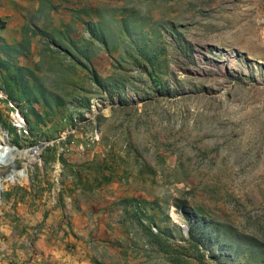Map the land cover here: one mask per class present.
Returning <instances> with one entry per match:
<instances>
[{
  "label": "rangeland",
  "instance_id": "obj_1",
  "mask_svg": "<svg viewBox=\"0 0 264 264\" xmlns=\"http://www.w3.org/2000/svg\"><path fill=\"white\" fill-rule=\"evenodd\" d=\"M0 22V264H264V0H0Z\"/></svg>",
  "mask_w": 264,
  "mask_h": 264
},
{
  "label": "crops",
  "instance_id": "obj_2",
  "mask_svg": "<svg viewBox=\"0 0 264 264\" xmlns=\"http://www.w3.org/2000/svg\"><path fill=\"white\" fill-rule=\"evenodd\" d=\"M82 259L83 255H17L15 264H83Z\"/></svg>",
  "mask_w": 264,
  "mask_h": 264
},
{
  "label": "bare ground",
  "instance_id": "obj_3",
  "mask_svg": "<svg viewBox=\"0 0 264 264\" xmlns=\"http://www.w3.org/2000/svg\"><path fill=\"white\" fill-rule=\"evenodd\" d=\"M0 150H8V143L5 141L3 137L0 136ZM15 175L11 176V181H13L15 178Z\"/></svg>",
  "mask_w": 264,
  "mask_h": 264
},
{
  "label": "water",
  "instance_id": "obj_4",
  "mask_svg": "<svg viewBox=\"0 0 264 264\" xmlns=\"http://www.w3.org/2000/svg\"><path fill=\"white\" fill-rule=\"evenodd\" d=\"M43 146V144L37 145L34 150H39L41 149V147ZM183 229H185V226H182Z\"/></svg>",
  "mask_w": 264,
  "mask_h": 264
},
{
  "label": "trees",
  "instance_id": "obj_5",
  "mask_svg": "<svg viewBox=\"0 0 264 264\" xmlns=\"http://www.w3.org/2000/svg\"><path fill=\"white\" fill-rule=\"evenodd\" d=\"M0 28H3V23L0 22Z\"/></svg>",
  "mask_w": 264,
  "mask_h": 264
}]
</instances>
